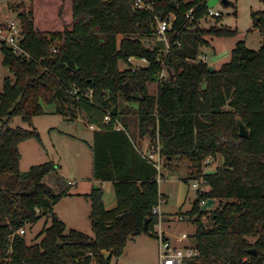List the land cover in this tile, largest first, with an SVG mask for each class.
I'll list each match as a JSON object with an SVG mask.
<instances>
[{
  "label": "trees",
  "instance_id": "obj_1",
  "mask_svg": "<svg viewBox=\"0 0 264 264\" xmlns=\"http://www.w3.org/2000/svg\"><path fill=\"white\" fill-rule=\"evenodd\" d=\"M134 1L68 0L64 27L57 15L60 0L52 30L36 23V0H29L30 9L18 13L22 52L1 43L3 64L14 80L6 78L0 94V264H111L129 239L155 235L159 217L153 209L162 198L158 172L130 135L116 129L122 98L136 105L139 137H158L166 162L187 159L194 169L190 179H203L209 188L199 191L186 213L197 226L192 246L200 255L185 264H264V43L253 50L239 41L230 61L210 72V64L196 62L200 50L211 47L208 37L233 38L239 31L202 29L208 0H154V14L136 9ZM190 10L191 19L186 17ZM155 15L176 18L166 53L143 42L156 33ZM254 18L264 37V12ZM131 58L150 65L121 70L120 62L130 65ZM163 64L173 78L161 80ZM152 82H159L156 95L149 93ZM49 105L69 119L83 112L99 128L92 146L93 176L113 183L116 206L106 208L102 189L84 195L91 202L94 237L68 230L53 212L69 196L44 181L57 170L54 162L20 170V145L30 139L41 142V137L36 130L9 125L15 117L32 123ZM238 118L250 131L247 138L239 136ZM219 156L222 168L205 174L206 160ZM209 199L218 202L210 228L203 222L209 212H201V202ZM44 215L51 217L50 226L39 243L28 244L19 232ZM248 237L257 240L251 244ZM250 249L257 254H249Z\"/></svg>",
  "mask_w": 264,
  "mask_h": 264
},
{
  "label": "rangeland",
  "instance_id": "obj_2",
  "mask_svg": "<svg viewBox=\"0 0 264 264\" xmlns=\"http://www.w3.org/2000/svg\"><path fill=\"white\" fill-rule=\"evenodd\" d=\"M60 0H36L35 17L36 23L41 21L48 29L53 30L55 23V10ZM67 1L64 0L61 6H58L57 15L62 25L65 24L64 17L66 13ZM230 5L225 6L223 0H208V7L222 14L219 21L216 17H206L201 21L202 29L212 27L228 28L238 30L239 35L233 38H210L211 47L200 50L201 55L209 57V64L219 69L224 63L231 59V52L239 41H244L248 48L258 50L264 43V37L258 28H255L254 14L264 12V0H227ZM31 7L29 0H2L0 2V21H15L20 25L18 13L28 11ZM64 15V16H63ZM70 17V8L68 9L67 18ZM57 18V19H58ZM66 25H64L65 27ZM157 27V25H156ZM171 35L165 37L156 33L152 37L143 40L146 47L151 49L158 48L161 53H166L171 43ZM4 42L0 38L1 43ZM4 55L0 49V94L3 92L4 81L6 78L14 80V75L3 64ZM139 65V64H138ZM146 65V64H145ZM140 66V65H139ZM137 67V66H136ZM128 66L120 62V69H126ZM159 82L148 84L149 93L156 95L158 92ZM136 108L126 102L123 98L120 100L118 111L126 117L131 129H137ZM130 112V113H129ZM127 113V114H125ZM2 123L0 122V127ZM10 128L21 127L27 130H36L41 137V142L36 139H30L20 145L21 151V172H27L32 166L42 165L52 161L57 166L55 172L45 177V182L50 185L56 193L69 192L74 195L78 191L90 188L91 182L94 181L93 153L92 145L94 143L95 131L90 128L83 112L76 111L73 118H68L65 114L58 112V106H45V114L33 118L32 123H26L21 117L13 118L9 125ZM137 136V135H135ZM147 138V137H146ZM150 138V137H149ZM145 140V139H143ZM142 140V141H143ZM154 140V139H153ZM152 140V141H153ZM141 142V141H140ZM142 145V142L141 144ZM223 159L210 160L204 163L203 171L205 174L216 172L222 168ZM190 162L185 158H175L173 162L165 163L162 167L161 174L164 179L159 182L160 193L165 195L166 202L162 205V212L166 214L163 219L155 226V235L143 234L134 236L129 239L123 254L120 257H112L111 264H159V240L157 232L164 229L166 234L174 239L180 238L184 233L189 236L186 245H193V236L196 233L197 226L186 219L180 220V212H187L191 209L194 201L198 198L199 191H208L205 184H201V189L193 187L195 181L189 180L188 183L183 179L191 178L193 171ZM197 177V172H194ZM63 180V183L59 179ZM97 180V179H95ZM74 185L69 184V182ZM98 185V183H97ZM106 189V188H105ZM164 200V196L162 197ZM116 199L114 189L111 192L104 191L103 200L110 206ZM57 205V206H56ZM55 205L56 213L62 221H66L68 230H77L94 237L92 222L90 219L91 203L83 197H69L61 200ZM218 206L215 205L216 209ZM203 218V222L208 228L212 227L210 214ZM180 215V216H179ZM160 219V218H159ZM165 220V221H163ZM51 217L44 215L39 222L28 225L25 228L27 243L32 245L39 243L42 231L50 226ZM248 241L253 244L257 238L248 237ZM183 247V245H182Z\"/></svg>",
  "mask_w": 264,
  "mask_h": 264
},
{
  "label": "built area",
  "instance_id": "obj_3",
  "mask_svg": "<svg viewBox=\"0 0 264 264\" xmlns=\"http://www.w3.org/2000/svg\"><path fill=\"white\" fill-rule=\"evenodd\" d=\"M2 0H0L1 2ZM134 7L139 10H144L146 12L154 14L155 11V1L154 0H135L134 1ZM209 17H216L221 18L222 14L218 11H214L213 9L209 8L208 11ZM194 15L193 10H190L186 17L191 19ZM175 16L171 15L167 18H161L157 15H155L156 20V31L159 35L162 37H165L168 32L172 30L173 23L175 21ZM0 38L6 42L10 47H12L15 52L20 53L22 52L20 43L23 39V33L21 25L16 23L15 21H7L2 22L0 21ZM169 50V47H168ZM167 50V51H168ZM52 52H56V49L53 48ZM135 58L130 59V65L128 68H132L133 70H136L142 66L131 64V60ZM144 64H146V67H149V62L145 59H139ZM196 62H204L209 64V57L207 55H199ZM137 66V67H136ZM168 77L167 70L163 64V71L160 74L161 80H164ZM73 94H76V92H73ZM105 121L108 123L111 121L110 116H107ZM142 157L146 159L153 167L157 170V181L158 183L163 180V175L161 174L162 167L166 163V158L162 154V146L160 143L159 138L157 137L155 140L150 142V144L144 149H139ZM193 187L196 189H201V184H205V181L203 179L195 181ZM207 201H202L201 206L206 204ZM153 214L157 215L161 220V211L159 205L153 209ZM180 220L186 219L184 215L179 217ZM20 234L24 235L25 229L21 230L19 232ZM158 240H159V264H185L187 260L196 258L200 255V253L191 245L184 246V247H177L175 246L171 241H169L165 237V233L160 230L157 232ZM189 238L188 235L185 233L182 235L180 241H185Z\"/></svg>",
  "mask_w": 264,
  "mask_h": 264
},
{
  "label": "crops",
  "instance_id": "obj_4",
  "mask_svg": "<svg viewBox=\"0 0 264 264\" xmlns=\"http://www.w3.org/2000/svg\"><path fill=\"white\" fill-rule=\"evenodd\" d=\"M131 64H136V65H140V66H142V67H146L147 65H145L141 60H139V59H133V60H131ZM127 66H129L128 64H126ZM129 104H131V103H129ZM132 106H134L135 108H136V105L135 104H131ZM130 113V112H129ZM125 114H127V113H125ZM124 115V114H123ZM125 116V115H124ZM125 119V120H124ZM128 119L127 118H124V117H122L121 116V119H119V120H117V124H116V129L117 130H125L129 135H130V137L132 138V140H133V142L136 144V146H137V148L138 149H141V150H144L149 144H150V142H152V139L151 138H140L139 137V134H138V128L135 130L134 128L133 129H131V127H129V125H128V121H127ZM90 128H93L94 129V131L95 132H97V131H99V128H97V127H95V126H91L90 125ZM135 135H137V136H135ZM143 139H145V140H143ZM143 140V141H142ZM142 142V145H140L141 144V142ZM93 146V145H92ZM92 153H93V149H92ZM219 158H220V156H219ZM217 159H218V157H217ZM221 159H222V157H221ZM210 160H214V159H212V158H208L207 160H206V162L205 163H209V161ZM173 162V161H172ZM172 162H170V164L172 163ZM222 163H223V160L221 161ZM93 166H94V154H93ZM92 174H93V169H92ZM93 178H94V176H93ZM163 179H164V176H163ZM190 180V178H185V179H183V181L184 182H186V183H188V181ZM97 183H98V185H97ZM69 184H71V185H74V183H72L71 181L69 182ZM91 184V186H90V188L88 189V187H87V189H85V190H83V191H78V192H76V193H74V195H71V194H69V196H67V197H64L63 199H65V198H69V197H83L84 199H86L85 197H84V195H86V194H89L93 189H102L103 191H108V192H111L114 188H113V183L112 182H103V181H99V180H95L94 179V181L93 182H91L90 183ZM106 188V189H105ZM69 193V192H68ZM161 194V196L163 197L164 196V200H163V198H161V200H160V203H159V207H160V211H161V219H163V216H166V214H164L163 212H162V205L164 204V202H166V197H165V195H163L162 193H160ZM62 199V200H63ZM86 200H88V199H86ZM89 201V200H88ZM61 202V201H60ZM195 202V201H194ZM91 203V202H90ZM104 204H105V206H106V208L107 209H112V208H114L115 206H116V199L113 201V203L110 205V206H108L106 203H105V201H104ZM194 204V203H193ZM57 206V205H56ZM193 208V205H192V207H191V209ZM190 209V210H191ZM55 210V206H54V208H53V211ZM190 210H188L187 212H189ZM187 212H180L179 214H184V216L186 215V213ZM56 214V213H55ZM57 215V214H56ZM58 216V215H57ZM180 216V215H179ZM59 217V216H58ZM60 218V217H59ZM61 219V218H60ZM66 221H67V219H66ZM65 221V222H66ZM163 221H165V220H163ZM64 222V221H63ZM64 222V223H65ZM67 223V222H66ZM65 223V225H66V227H67V229H68V226H67V224ZM74 230V229H73ZM160 230H162L164 233H165V237L169 240V241H171L175 246H177V247H182V245H183V247L184 246H188V245H186V240L185 241H180V239H181V237H182V235H181V237L180 238H177V239H174V238H171V237H169L167 234H166V232H165V230L164 229H160ZM159 230V231H160ZM158 250H159V247H158Z\"/></svg>",
  "mask_w": 264,
  "mask_h": 264
},
{
  "label": "water",
  "instance_id": "obj_5",
  "mask_svg": "<svg viewBox=\"0 0 264 264\" xmlns=\"http://www.w3.org/2000/svg\"><path fill=\"white\" fill-rule=\"evenodd\" d=\"M223 4L225 6H228V5H230V2L227 1V0H223ZM215 69H216V66H210L209 67V71L210 72H213ZM167 73H168V75H169L170 78H173L174 77V73H173V71L171 69H167ZM206 89H207V83H205L204 86H203V90H206ZM135 97L136 98H140V94L139 93H136L135 94ZM237 125H238V128H239V136L242 137V138H247L249 136V134H250V131H249L247 125L244 123V121L242 119L238 118L237 119ZM215 202L216 201L214 199H209L206 202V204H204V205L201 206V212L202 213H205V212H207L209 210H213L214 207H215ZM149 220L150 219H147L146 220V222H145V228L148 227ZM248 253L249 254H253V255H256L257 254V252H256L255 249L248 250Z\"/></svg>",
  "mask_w": 264,
  "mask_h": 264
}]
</instances>
